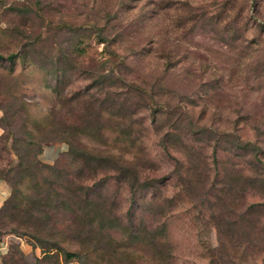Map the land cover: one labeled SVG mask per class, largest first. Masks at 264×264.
<instances>
[{"label": "rangeland", "instance_id": "rangeland-1", "mask_svg": "<svg viewBox=\"0 0 264 264\" xmlns=\"http://www.w3.org/2000/svg\"><path fill=\"white\" fill-rule=\"evenodd\" d=\"M0 53V165L65 123L125 157L70 161L108 218L72 261L264 264V0H0ZM41 255L0 233V264Z\"/></svg>", "mask_w": 264, "mask_h": 264}, {"label": "trees", "instance_id": "trees-1", "mask_svg": "<svg viewBox=\"0 0 264 264\" xmlns=\"http://www.w3.org/2000/svg\"><path fill=\"white\" fill-rule=\"evenodd\" d=\"M13 55L10 53L8 57ZM74 127L72 123L60 127L59 137L67 143V149L58 154L52 163L48 164L37 156L42 148L41 143L27 142L25 152H20L12 144L16 161L13 163L10 158H6L0 165V178L7 180L10 185L8 194L0 203V233L11 232L15 236H27L38 242L42 247V255L34 264H64L68 261L67 264H89L81 260L72 261V257H79V250L71 249L61 241L68 244L80 241L82 244L91 235L94 219L98 218L100 227L108 221L106 208L92 201L91 184H84L86 179H75L69 163L79 155L85 157L81 165L87 161L103 160L120 163L125 157L102 153L97 155L82 145ZM0 149H6V145H0ZM75 200L81 205L75 203L73 206ZM58 254L63 257V262L58 260ZM9 260L12 259H4V263Z\"/></svg>", "mask_w": 264, "mask_h": 264}, {"label": "crops", "instance_id": "crops-1", "mask_svg": "<svg viewBox=\"0 0 264 264\" xmlns=\"http://www.w3.org/2000/svg\"><path fill=\"white\" fill-rule=\"evenodd\" d=\"M53 149H51L50 147H46L44 148V153L47 155V157H49L48 159H53L54 158V153H53ZM0 187L2 188L1 192L4 193L2 195H0V201L1 199L5 196V194L8 193V189H7V186H3V184L1 185L0 184Z\"/></svg>", "mask_w": 264, "mask_h": 264}]
</instances>
